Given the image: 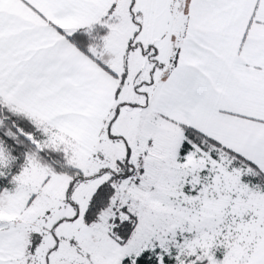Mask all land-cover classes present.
<instances>
[{"label": "snow or ice", "instance_id": "obj_1", "mask_svg": "<svg viewBox=\"0 0 264 264\" xmlns=\"http://www.w3.org/2000/svg\"><path fill=\"white\" fill-rule=\"evenodd\" d=\"M0 264H264V0H0Z\"/></svg>", "mask_w": 264, "mask_h": 264}]
</instances>
